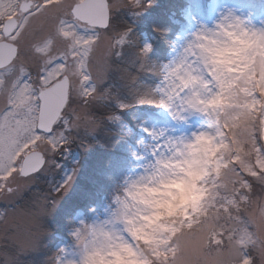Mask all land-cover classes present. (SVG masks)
I'll use <instances>...</instances> for the list:
<instances>
[{
  "label": "clouds",
  "instance_id": "obj_1",
  "mask_svg": "<svg viewBox=\"0 0 264 264\" xmlns=\"http://www.w3.org/2000/svg\"><path fill=\"white\" fill-rule=\"evenodd\" d=\"M131 2L122 0L117 10ZM194 23L173 44L168 61L144 64L138 57L139 69L158 83L138 90L133 103L163 109L177 124L189 125L194 118L200 123L179 135L145 128L151 158L114 184L102 214L73 224L71 244L55 249L44 264H164L169 241L188 226L185 221L190 225L193 217L205 216L217 183L233 163L243 160L264 172V24L229 7L210 24L195 18ZM103 29V35L96 30L85 42L91 45L89 60L104 45L109 65V58L121 55V34L133 38L110 20ZM80 88L75 83L73 93L86 104L99 100L97 91L82 97ZM252 132L255 141L248 139ZM248 205L249 200L243 202L238 213L247 212ZM252 210L254 229L264 228V198ZM252 260L264 264L258 251Z\"/></svg>",
  "mask_w": 264,
  "mask_h": 264
},
{
  "label": "rangeland",
  "instance_id": "obj_2",
  "mask_svg": "<svg viewBox=\"0 0 264 264\" xmlns=\"http://www.w3.org/2000/svg\"><path fill=\"white\" fill-rule=\"evenodd\" d=\"M107 1L112 6L110 7L111 23L117 29H127L135 43L123 46L119 57L109 58V65L105 61L104 45L91 55L89 71L94 76L101 73L104 78L99 83L93 81L87 86H95L97 93L103 98L92 104H86L72 93L65 114L74 123H76L75 115L78 114L81 119L78 127L72 128L67 133L70 139L64 150L54 155L45 152L46 160L54 161L55 164L46 163L31 179H18L14 186L17 188L15 194L3 198V204L7 205L0 212V262L3 264H44L46 258L55 249L62 245H70L68 233L73 224L82 218H93L98 213L102 214L110 202V193L114 184L127 173L136 170L146 159L151 158L149 151L151 137L144 131L145 128L179 135L187 133L200 123L194 118L189 125L177 124L163 109L151 104L133 103L138 90L158 83V78L151 72L139 69L141 62L137 52L144 44H150L151 62L159 64L168 61L173 55V44L187 36L194 28V18L196 21L210 24L217 13L225 7L221 5L224 0H177L176 7L171 10L160 8L157 0L150 2L146 0L139 14H135L136 10L130 7L117 10V5L122 0ZM225 1L243 5L242 15L257 24H264V0ZM24 2L25 0H0V23H4L11 16L19 17V7ZM40 2L41 0H33L34 4ZM130 2L131 0H123V3ZM71 3L73 0H59L60 6L50 7L42 15L32 19L18 42L20 49L18 63L22 62L29 68L34 86L38 84L37 68L46 59L44 55L34 51V46H41L44 37L54 33L59 19H70L64 13L67 5ZM153 8L162 12L159 11L160 14H157ZM124 17L140 25L138 36L134 35V37L131 28L121 24ZM96 30L101 35L104 34V29ZM153 31L156 33L160 31L157 35L161 37V34H164V40L167 41L165 45L167 51L163 59L154 57L155 46L152 39L156 37V33ZM137 37L140 41L136 40ZM62 48L63 45L54 44L50 49V55H57ZM69 76L72 77L71 83L74 87L76 79L72 73H69ZM131 77H135V80ZM119 103L130 105L126 110L132 124L124 120L120 112L124 109L119 108ZM2 104L3 94L0 93V106ZM110 116H115L117 119H109ZM126 135L128 140L124 138ZM40 150L43 151V148ZM63 160H67L66 163H63ZM68 175L73 176L68 191L66 193L56 191L55 189ZM91 184L92 186L89 187ZM84 185H87L86 188ZM106 185L112 189L105 190ZM26 186L30 188L29 200L26 205L14 206V201ZM92 187H100V196H104L96 203L90 202L94 199L90 190ZM261 198H264V188L255 185L249 199L248 211L234 213L240 220L247 222L252 232H257L253 227L256 222L253 205ZM80 199H89L88 202H84L88 208L83 211L75 210V202ZM4 225L8 227L7 230L3 229ZM56 237L57 241L52 248L51 239ZM226 247V244L222 246V248ZM226 255L225 253V264Z\"/></svg>",
  "mask_w": 264,
  "mask_h": 264
},
{
  "label": "snow or ice",
  "instance_id": "obj_3",
  "mask_svg": "<svg viewBox=\"0 0 264 264\" xmlns=\"http://www.w3.org/2000/svg\"><path fill=\"white\" fill-rule=\"evenodd\" d=\"M145 3L146 0H132L129 7L139 14ZM58 6L59 0H41L38 4L25 0L13 23H0V93L3 94L0 106V195L3 196L15 194L17 188L13 185L18 179H31L46 163L54 165V161L46 160L45 152L54 155L64 150L70 139L67 133L78 127L81 117L75 115L74 123L65 114L73 93L69 73L81 85L82 97L96 95V87L87 85L93 81L99 83L104 78L101 73L93 78L89 71L91 45L85 41L87 36L97 35L98 27H107L112 7L107 0H73L64 13L70 19H59L54 33L44 37L41 46H34V51L46 56L44 63L37 68L39 87L33 85L29 68L18 63V42L32 19L50 7ZM128 35L121 34L118 44H134L135 41L127 39ZM54 44L63 45V48L51 56L50 49ZM139 49L137 56L144 64L149 63L152 46L144 44ZM131 79L135 80V77ZM53 89L55 99L50 100ZM129 107L127 103H119L121 109ZM109 119L117 117L110 116ZM248 139L255 141V132L250 133ZM72 179V175L66 176L55 190L67 192ZM255 185L264 188V172L247 166L243 160L233 163L217 183L214 199L205 216L198 220L193 217L194 222L190 225L185 221L188 226H181L169 241L163 256L164 264H169V258L170 264H225V253L226 264H253V251L264 257V228L258 226L257 232H252L246 221L233 215L238 213L243 202L250 199ZM225 244L227 247L222 248Z\"/></svg>",
  "mask_w": 264,
  "mask_h": 264
},
{
  "label": "trees",
  "instance_id": "obj_4",
  "mask_svg": "<svg viewBox=\"0 0 264 264\" xmlns=\"http://www.w3.org/2000/svg\"><path fill=\"white\" fill-rule=\"evenodd\" d=\"M157 2H159L158 4L160 5V8L166 9V10H171L172 8L176 7V5H177V0H159V1L157 0ZM153 11L157 12V14H160V12H162V10H159L160 11L159 12V11L155 10L154 8H153ZM121 24L127 26L126 28H131V30L133 32V36L134 35L135 36H138L139 35V27H140V25L132 23L131 22V19L124 17L123 20L121 21ZM159 32L160 31H158L157 33H159ZM153 33H156V32L153 31ZM157 33H156V37H154V39H152L153 40V44L155 46V56L154 57H159L160 59H163L164 54L167 51V46H165L167 44V41L164 40L165 39L164 34H161V37H159L157 35ZM136 40H139L140 41V39L138 37L136 38ZM120 112L122 113L124 120L126 122H128L129 124H132L131 118H130V116H128L127 110L124 109V110H122ZM124 138H126V140H128L127 135L124 136ZM123 157L125 158L126 156L123 154ZM66 161L63 160V163H66ZM115 175H116V173H115ZM111 177H114L115 178V176H111ZM86 186L87 185H84V188H86ZM91 186H92V184L89 187H91ZM111 189H109L107 185L105 186V190L110 191ZM90 190H91V195L94 196V199L92 201H90V202L96 203V201H98L99 198H100L101 188L100 187H92ZM85 191H86V189H85ZM96 191L99 192V193H97ZM86 201L88 202L89 199H80L78 202H75L76 209L75 208L74 209L77 210V209H80V208L81 209L88 208V207H86L87 205H85ZM75 210H74V212H75ZM71 214H72V212L69 215L70 217H71Z\"/></svg>",
  "mask_w": 264,
  "mask_h": 264
},
{
  "label": "flooded vegetation",
  "instance_id": "obj_5",
  "mask_svg": "<svg viewBox=\"0 0 264 264\" xmlns=\"http://www.w3.org/2000/svg\"><path fill=\"white\" fill-rule=\"evenodd\" d=\"M38 173H35V174H33V176L34 175H37ZM20 180H24V179H20ZM40 180V179H39ZM15 185H13V187H14ZM21 192V193H20ZM19 193V195L17 196V198H16V200L14 201V206H20V205H22V204H24V205H26V203H27V201L29 200V192H30V188L28 187V186H26L25 188H24V190H22V191H20ZM5 196H3V195H0V212H2L3 210H4V208H6L7 207V205H5V204H3L4 203V198ZM1 223V222H0ZM3 224H4V222H3ZM8 228V227H7ZM7 228H6V225H4L3 226V229H5V230H7ZM55 233V232H54ZM0 240H1V238H0ZM52 241H54L55 239H51ZM51 241V242H52ZM52 244H54V243H52ZM0 263H2V262H0ZM3 264V263H2Z\"/></svg>",
  "mask_w": 264,
  "mask_h": 264
},
{
  "label": "bare ground",
  "instance_id": "obj_6",
  "mask_svg": "<svg viewBox=\"0 0 264 264\" xmlns=\"http://www.w3.org/2000/svg\"><path fill=\"white\" fill-rule=\"evenodd\" d=\"M221 5H223V6H225V7L233 8V9L236 10L239 14L242 15L241 10H242V8H243V5L232 4V3H229V2H227V1H225V0L222 1ZM223 6H222V8H223ZM225 7H224V8H225ZM219 10H220V9H219Z\"/></svg>",
  "mask_w": 264,
  "mask_h": 264
},
{
  "label": "water",
  "instance_id": "obj_7",
  "mask_svg": "<svg viewBox=\"0 0 264 264\" xmlns=\"http://www.w3.org/2000/svg\"><path fill=\"white\" fill-rule=\"evenodd\" d=\"M107 3H108V1H107ZM22 5V4H21ZM109 17H110V12H109ZM16 20V18L15 17H9L8 19H6L5 20V24H11V23H13L14 21ZM98 28H100V27H98ZM101 29H103V28H101ZM55 99V89H53L52 90V94H51V96H50V100H54Z\"/></svg>",
  "mask_w": 264,
  "mask_h": 264
}]
</instances>
